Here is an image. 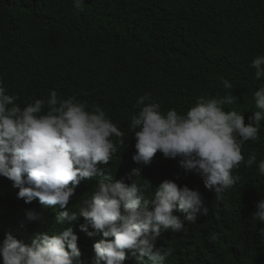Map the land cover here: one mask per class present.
<instances>
[{
    "label": "trees",
    "instance_id": "1",
    "mask_svg": "<svg viewBox=\"0 0 264 264\" xmlns=\"http://www.w3.org/2000/svg\"><path fill=\"white\" fill-rule=\"evenodd\" d=\"M84 9L76 10L72 0H0V79L22 106L26 98L41 99L58 90L64 98L75 95L101 105L124 130L145 92L162 110L184 112L201 95L225 94L224 77L239 97L232 107L244 113L247 124L254 110L252 92L264 84L249 68L257 55H264V0H85ZM135 143L129 132L109 162L112 171L105 175L113 182L137 179ZM246 148L258 152V160L264 158V121L260 141H249ZM256 173L255 165H241L243 181L217 201L179 158L157 152L141 173L153 191L164 180H175L199 190L208 210L195 224L186 221L184 232L161 234L157 247L171 251L166 264H264V222L253 219L256 204L264 200V178ZM99 179L82 181L68 207L82 202ZM18 191L0 176V244L7 233L29 243L37 233L58 228L57 213L68 210L59 205L45 210L39 198L26 203ZM72 211L79 219L67 224L78 234L81 259L92 264L93 245L105 238L81 230L84 218ZM29 213L36 219L22 227ZM125 264L139 261L129 255Z\"/></svg>",
    "mask_w": 264,
    "mask_h": 264
},
{
    "label": "clouds",
    "instance_id": "2",
    "mask_svg": "<svg viewBox=\"0 0 264 264\" xmlns=\"http://www.w3.org/2000/svg\"><path fill=\"white\" fill-rule=\"evenodd\" d=\"M73 7L84 11L85 0H72ZM254 78H264V55L249 64ZM225 94L201 95L184 112L162 110L152 94L145 92L133 105L127 128L122 130L105 109L93 102L64 98L58 90L37 99L26 98L22 106L17 94L0 79V176L19 189L18 198L31 203L39 198L43 209L59 205L55 217L58 228L37 233L26 243L7 233L0 244L3 264H85L78 247V234L68 221L84 222L81 230L101 239L93 245L92 264H125L131 255L139 264H166L170 250L157 247L163 232L185 231V222L196 223L207 208L199 190L164 180L153 191L142 177V168L151 165L160 152L165 158H179L181 167L195 172L217 201L243 181V165L257 167L264 178V158L249 152V141H260L264 121V84L252 92L254 110L245 123V115L232 107L239 100L231 91L233 84L220 78ZM129 132L135 134L132 159L140 167L133 169L132 182L112 181L106 172L125 144ZM247 153V158L246 154ZM99 176L82 202L72 203L75 188L85 179ZM178 178V177H177ZM36 217L28 214L21 226ZM253 219L264 222V200L256 204ZM89 228L92 231H88ZM211 240L217 237L212 235Z\"/></svg>",
    "mask_w": 264,
    "mask_h": 264
}]
</instances>
